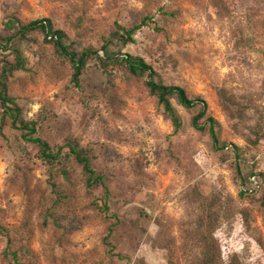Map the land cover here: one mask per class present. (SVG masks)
I'll return each mask as SVG.
<instances>
[{"label": "rangeland", "instance_id": "374dc122", "mask_svg": "<svg viewBox=\"0 0 264 264\" xmlns=\"http://www.w3.org/2000/svg\"><path fill=\"white\" fill-rule=\"evenodd\" d=\"M38 19L99 55L117 23L145 19L135 41L119 47L122 55L142 56L165 83L204 99L218 122L219 148L209 125L193 126L197 110L174 97L183 121L175 132L145 77L92 59L75 84L69 61L31 32L22 43L26 68L14 71L9 92L23 116L38 121L35 136L54 149L77 138L90 150L111 189V210L94 206L105 190L89 191L72 160L70 181L52 173L62 193L54 207L50 165L10 119L2 123L0 105V225L26 248L22 260L264 264V193H240L243 177L264 172V0H0L2 34ZM4 54L14 58L0 50V73ZM233 145L242 148L241 171ZM113 214L121 222L111 228ZM215 241L213 261L205 256ZM5 248L0 233V264H7Z\"/></svg>", "mask_w": 264, "mask_h": 264}, {"label": "trees", "instance_id": "16d2710c", "mask_svg": "<svg viewBox=\"0 0 264 264\" xmlns=\"http://www.w3.org/2000/svg\"><path fill=\"white\" fill-rule=\"evenodd\" d=\"M146 24L147 21L145 19L130 27H125L117 23L116 31L107 37L102 45L103 55H99L98 51L93 47H85L81 49L76 48L74 41L71 40L68 33L62 29L54 27L50 19H38L26 24L20 23L15 32H11L7 35L0 32V50L2 52L8 51L14 56L13 59H10L8 55L4 54L1 61V121L4 124L10 119L12 127L21 131L24 140L38 146L40 158L50 165V177L52 178L50 182L55 188L54 193L56 195V199L53 201L54 207L61 203L62 193L60 189H57L58 184L55 181V175H52V173L55 169H58V173L63 176V179L70 181L73 171L70 160L81 169L85 186L89 191H93L99 186L104 188L105 197L99 199L100 203L98 200L93 201L94 206L102 212H110L111 210V205L109 203L111 189L106 175L96 167V157L88 148L81 146L77 138H68L63 145L54 149L46 139L40 136H35L38 121L26 119L23 116L22 107L9 92V80L14 71L24 70L26 68V59L23 55L22 43L27 41L29 35L33 31H38L43 34L44 40L47 43H52L58 54L69 61L74 70L73 80L75 84H79L81 75L84 73L88 62L92 59H96L99 66L105 70H107L111 64L121 65L131 75L146 78V85L150 94L157 98L164 113L170 118L175 132L182 129L183 121L172 103L171 99L174 97L184 108L197 110L192 117L193 126L197 130L205 131L207 125H209V133L215 146L219 148V138L216 131L218 122L213 116L208 115V106L204 99L201 97L192 98L184 86L165 83L159 72L155 70L151 64L147 63L142 56L130 53H124V55H122L121 48L119 47L134 42L135 34ZM218 95L222 100H227L225 99L226 96L223 89L218 90ZM222 146V148H225L226 145ZM232 147V151L238 160V170L241 171L242 168L240 162L242 160V148L237 145H233ZM64 148L67 149V152L65 153ZM253 175H258L264 179V172L251 171L248 176L242 178L240 185H246L250 177ZM240 193L245 196L263 194L264 187L252 192H250L249 189H241ZM48 210L50 212V209ZM113 215L116 220L111 225V228L121 222L118 215ZM0 233L6 238L4 256L7 260V264H26L21 258V253L25 251L26 248L22 245L17 246V241L7 227L0 225ZM214 243V247L212 248L213 251H210V248L208 247V253H206L205 256L207 259L213 261L216 260V254L219 252L216 241Z\"/></svg>", "mask_w": 264, "mask_h": 264}, {"label": "built area", "instance_id": "2783aa9c", "mask_svg": "<svg viewBox=\"0 0 264 264\" xmlns=\"http://www.w3.org/2000/svg\"><path fill=\"white\" fill-rule=\"evenodd\" d=\"M264 187V179L258 175H253L250 177L246 185H240V190L249 189L250 192L254 190H259Z\"/></svg>", "mask_w": 264, "mask_h": 264}]
</instances>
